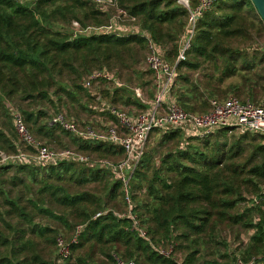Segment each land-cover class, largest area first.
<instances>
[{
    "label": "trees",
    "instance_id": "trees-1",
    "mask_svg": "<svg viewBox=\"0 0 264 264\" xmlns=\"http://www.w3.org/2000/svg\"><path fill=\"white\" fill-rule=\"evenodd\" d=\"M116 5L165 49L167 61L175 62L186 29V8L176 0H116ZM96 7L90 0H0L2 152L16 151L8 102L18 106L28 132L37 141L72 145L89 161L116 163L124 157L119 146L82 140L49 125L52 113L42 107L47 103L56 110L63 105L89 110L82 102L96 103L102 94L116 102L117 89L97 91L96 98L81 85L82 75L95 68L129 69L143 56L144 36L74 35L56 28L73 21L81 28L102 25L108 17ZM212 7L197 20L185 59L176 66L170 94L186 112L206 113L210 100L225 101L230 95L260 103L256 88L264 93V75L259 73L264 64L263 41L257 42L256 49L246 48L264 34L263 22L250 0H220ZM192 72L200 75L193 77ZM130 103L143 108L140 101L125 102ZM106 114L107 121H116ZM152 133L162 134L153 147L147 148L146 142L129 182L130 213L146 231V238L131 230V218L114 213L127 211L128 205L123 184L112 170L73 161L7 165L0 167V177L14 167L31 181L39 180L37 192L59 207L58 212L28 200L38 213L58 222L59 231L68 232L62 241L68 244L69 254L65 258L60 255L59 235L52 226L35 222L26 205L5 197L2 204L6 209L0 211V264H117L118 260L135 264H235L237 259L262 264L264 136L245 133L222 143L217 138L227 135L226 129L188 138L179 129H154L148 139ZM24 182V177H15L10 185ZM65 184L81 189L70 192ZM89 185L93 188L85 189ZM246 194L258 197V203L248 205L250 196ZM12 216L20 220L6 219ZM77 225L82 229L71 243ZM235 226L251 229L252 234L245 244L230 250L221 231ZM173 242L167 256L159 253ZM178 250L183 254L181 259L174 257Z\"/></svg>",
    "mask_w": 264,
    "mask_h": 264
},
{
    "label": "built area",
    "instance_id": "built-area-1",
    "mask_svg": "<svg viewBox=\"0 0 264 264\" xmlns=\"http://www.w3.org/2000/svg\"><path fill=\"white\" fill-rule=\"evenodd\" d=\"M97 7H116V14L112 16L109 23L97 27L87 26L81 28L76 21L72 22L74 35H99L115 34L128 35L137 34L144 36L146 40L145 61L151 72L154 85V94L152 98H145L139 90H136V96L143 105L142 110L128 115L124 111H118L114 107L104 105L98 107L100 112L109 113L115 117L116 121H108L102 124L101 129H94L88 125H82L79 121L68 118L64 113H56L50 117L49 125H57L64 131L82 139L94 140L101 143H108L119 146L124 150V157L116 163L109 160L89 161L86 156L78 151L70 149L54 150L40 141H37L27 130L23 118L18 110L10 109L14 129L17 135L16 151L12 153L0 154V167L7 165H31L41 166L54 164L60 161H73L78 163H88L90 166L106 167L117 172L118 179L123 184L124 200L128 205V210L120 217L132 219L131 230L139 236L146 238V231L139 225V221L130 213L132 207L129 182L132 173L144 151L149 133L154 129L163 132L170 129H179L186 138L203 137L213 134L219 130L226 129L228 134H258L264 136V104L253 103L249 100L242 101L237 97L231 96L225 101L216 99L210 100L209 111L206 113H191L184 111L170 94L171 87L177 76L176 66L180 60L185 59V50L189 47L194 34V28L197 20L202 14L220 0H195V6H192V0H176L188 11L187 24L184 34L181 37V47L175 58V62L170 63L166 60L165 49L158 45L148 33L142 29L134 28L126 32H116L114 29L115 20L121 17H127L135 21V18L129 16L123 9L116 5V0H90ZM120 30V29H119ZM264 50V41L260 44ZM101 83H111L114 87H119L123 83L116 75L106 69L92 71L89 76L83 80L82 86L85 89H91ZM94 94L98 92L92 91ZM99 97V94L96 98ZM258 197L250 196L248 205L258 203ZM98 213L96 216H98ZM82 229L81 225L75 228L74 234L70 240L76 242V238ZM60 255L65 258L68 256V244L61 239L58 240ZM169 246V248H168ZM167 248H160L159 253L167 256L172 249V244H167ZM117 264H135L133 261L127 263L119 261ZM235 264H258L257 261L243 262L237 259ZM264 264V262L262 263Z\"/></svg>",
    "mask_w": 264,
    "mask_h": 264
},
{
    "label": "rangeland",
    "instance_id": "rangeland-1",
    "mask_svg": "<svg viewBox=\"0 0 264 264\" xmlns=\"http://www.w3.org/2000/svg\"><path fill=\"white\" fill-rule=\"evenodd\" d=\"M22 1H31V0H22ZM96 6V5H95ZM97 8V7H96ZM99 10H102V13H105L107 15V21L104 24L109 23V20H111L112 16L116 14V7H98ZM211 9H214V7H212ZM64 25L62 27H56L57 29H60L61 31L69 34L72 33L71 30L73 29L72 26V22L65 25L64 23L61 24ZM134 28H138L140 29L139 26H137V24H135V22L133 23L132 20L130 18L127 17H121L118 20H115V24H114V29L116 32H126L129 29H134ZM120 29V30H119ZM257 39H254L253 43L251 44L252 46L249 47V45L246 47L248 48V51L252 50V48L256 49L257 48V42L260 43V41H264V34L260 35L259 37H256ZM145 56H146V50L143 51V56H139V62H137L135 65H132L129 69L128 68H117V67H113L112 69H107L105 67H103L102 69H106L112 73H114L116 75V77L119 78V80L123 83V85L121 86V88L119 87H114L111 83H101L100 85H95L93 86L91 89H87L89 92L91 91H99L102 92L103 90L105 91V89L112 91V90H116L118 91V94L116 95V102H113L110 98L105 97V95L102 94L101 98L98 99V101L95 102H90L89 104L82 102L83 105H85V107H87V109H83L81 106H67V105H63L61 106L58 110H56V108H54L53 106H51L50 104L44 103L42 104V107H46L47 109L50 110V113L56 114L55 112L57 111H61L60 113H64L66 115V117L68 118H73L77 121H79L82 125H88L91 126L94 129H101L102 128V124L108 122L107 121V117H106V113L105 115L102 114V112L98 111L97 108L104 106V105H109L110 107H114L116 108V110L118 111H124L125 113H127L128 115H132L137 113L139 110H142V108L136 104H125V102L127 101H139L137 96H136V90H139V92H141L142 96L145 98H151L152 94H154V86H153V78L151 75V72L149 71L146 61H145ZM94 70H98V68H95ZM93 71V70H92ZM262 75H264V64H263V69L261 70ZM193 77L199 76L200 73L199 72H192ZM89 76V74L82 75V79H81V85L83 83V80L86 79ZM264 82V81H263ZM121 89V90H120ZM124 89V90H123ZM256 91L258 92L256 99L260 101L259 104H264V93L258 88H256ZM233 96V95H230ZM7 107L12 109L17 110L18 106H10V103L6 102ZM14 105V104H13ZM91 105V106H90ZM140 105V104H139ZM22 107H25V104L22 105ZM108 116V115H107ZM183 133V132H182ZM12 136L15 137L17 139V135L16 132L13 131V133L11 132ZM15 136H14V135ZM162 133H152L147 141V148L149 147H153L157 141L159 140V138L161 137ZM35 135V134H34ZM184 135V134H183ZM240 134L237 133H232V134H227V135H220L217 139L219 140V142L222 143H230L233 139L237 138ZM184 138H186L184 136ZM41 141L43 143H45L46 145H48V147L54 149V150H62V149H70V150H74L75 151V147H73L72 145H64V146H60L59 144H55V143H51L48 144L46 142V140L41 139ZM185 141L182 143V145H184ZM194 145H199V143L195 142L193 143ZM161 148H159L158 150H161ZM157 157V156H156ZM98 160V159H97ZM91 161H94V158H91ZM115 177L118 178V174L117 172L114 173ZM15 177H24V184H18L16 186L10 185L11 183V179H14ZM40 177H38V179H40ZM52 181V180H51ZM16 182V181H15ZM40 183L39 180H37V182H33L31 181L30 177H28L27 175H21L19 173H17L15 171V168L12 167V169L10 171L7 172V174H4L0 177V211L4 212L6 207L3 206V200L5 199V197H9L11 199L17 200L18 204H20L21 206L26 205V212L28 213V215L30 217L33 218V220L35 222H38L42 225H50L52 226L58 233V240L61 239L63 240L64 236L68 235L67 231H59L58 229L60 228V224L56 221H53L45 216H43L41 213H38L36 210H34L33 206L31 205V203L28 200H32L36 203H38L39 205H43L44 207H47L48 209L51 210H56V211H60L59 207H56L53 203H51V201L49 200L48 197L46 196H42L40 195L37 191L40 187ZM65 187H67V189L70 192H75L80 190V187H76L74 185L72 186H68L67 184H65ZM93 186L89 185L87 186L85 189H92ZM247 196H250L248 194H246ZM132 203V201H131ZM126 211H117L115 210L114 213L121 215L124 214ZM8 221H15V220H20L17 216H12L10 218H6ZM78 226V225H77ZM76 226V227H77ZM82 226V225H81ZM75 227V228H76ZM63 234V235H62ZM252 234V230H244L240 227H224L221 231V237L224 238L230 248V250H234L236 249L238 246H241L243 244H245L249 238V236ZM172 244V243H170ZM175 243L173 242L172 246ZM175 246V245H174ZM167 248V247H166ZM169 248V246H168ZM164 249V248H163ZM224 248H220V252H223ZM60 253V251H59ZM182 252L180 250L175 251L174 252V257L176 259H181L182 257Z\"/></svg>",
    "mask_w": 264,
    "mask_h": 264
},
{
    "label": "water",
    "instance_id": "water-1",
    "mask_svg": "<svg viewBox=\"0 0 264 264\" xmlns=\"http://www.w3.org/2000/svg\"><path fill=\"white\" fill-rule=\"evenodd\" d=\"M250 2L253 5L257 15L259 16V18L261 19L264 25V0H250ZM97 96L98 94H94V97ZM1 153L2 151L0 150V154ZM262 261L264 262V259H262Z\"/></svg>",
    "mask_w": 264,
    "mask_h": 264
}]
</instances>
